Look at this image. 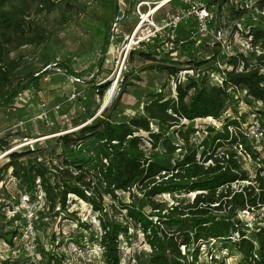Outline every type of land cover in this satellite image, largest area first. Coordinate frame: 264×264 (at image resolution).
I'll return each mask as SVG.
<instances>
[{"label":"trees","instance_id":"1","mask_svg":"<svg viewBox=\"0 0 264 264\" xmlns=\"http://www.w3.org/2000/svg\"><path fill=\"white\" fill-rule=\"evenodd\" d=\"M55 1L0 0V107L15 105L16 96L22 91L39 89L42 75L34 78L35 72L21 75L22 58L12 57L11 53L25 44L42 42L47 28L40 15L46 7L52 10ZM256 1L262 10L264 0ZM244 12L240 7L234 10L238 17ZM260 14L256 22H247L249 28L242 31L247 32L245 35L251 37L252 45L260 47L262 52L256 55L255 51H238L229 56L226 62L233 69L222 85L208 86L206 78L192 76L187 82H177L174 98H167L161 91L153 93L144 103L142 112L121 121L107 114L109 109L106 108L92 121L56 138L61 149L57 163L52 161L48 165L38 161L42 148L8 153L9 161L1 168L0 181L11 168V176L17 179L23 192L33 197L37 187L42 188L49 210L57 206L65 208L69 194L90 203L99 213L100 241L107 264H121L120 235L128 234L130 222L142 230L151 248L143 264H204L199 258L201 247L210 244V257L219 264H225L226 256L218 258L216 252L221 253L223 249L230 254L236 253L239 264H264V220L250 235L237 215L241 210L258 209L264 215V154L237 118L239 104L230 90L243 89L247 102H260L256 113L264 123V72H261L264 67V14ZM189 40L200 51L211 46L208 41ZM186 41L176 58L158 40L152 50L141 49L140 53L151 60L160 59L161 63L155 66L160 71L176 74L180 64H193L182 61L187 51ZM209 54L204 52L205 57ZM209 57L213 61L216 59V56ZM209 59L195 63L201 65ZM253 59L255 64L251 62ZM240 64L243 70L237 71ZM57 65L75 73L68 63ZM107 87V84H100L95 88L103 95ZM228 110L234 114L227 116L220 128L207 126L206 134H198L201 129L194 126L195 120L218 119ZM86 119L84 116L81 122ZM171 128H174L172 134L176 141L167 133ZM88 140L97 144L99 163L95 171L90 168V158L78 148L81 142ZM145 144L150 146V151ZM9 147L8 141L0 140V151ZM179 149L181 152L177 153ZM244 156L258 161L254 175L244 166ZM239 181L249 183L234 188L233 183ZM134 190L141 196L130 202L119 196V192ZM194 191L193 198L172 204L158 198L165 193ZM106 196L119 203V209L126 211L124 218L130 222L109 215L104 202ZM10 234L14 233L5 231L0 237L12 243ZM182 246L188 252H183ZM51 256L54 264H63L59 255Z\"/></svg>","mask_w":264,"mask_h":264},{"label":"rangeland","instance_id":"2","mask_svg":"<svg viewBox=\"0 0 264 264\" xmlns=\"http://www.w3.org/2000/svg\"><path fill=\"white\" fill-rule=\"evenodd\" d=\"M160 1L80 0L70 3L57 0L52 10L46 7L41 12L40 19L44 28H47L42 42L25 44L11 55L22 58L19 69L21 75L29 72L37 74L48 69L42 73L39 89L27 90L16 99L15 105L0 107V140L10 143L9 149L0 151V176L3 175L2 166L9 161L7 154L12 151L42 148L38 161L48 165L52 161L57 163L60 161L58 154L61 149L56 143V138L77 130L96 116H100L106 108L109 109L107 114L113 119L125 120L142 112L144 103L153 93L161 91L167 98H174L178 81L187 82L194 76L198 79L206 78L208 86L222 85L228 77V72L233 69L232 65L226 62L229 56L238 51H255L256 55L262 52L260 47L252 45L251 37L245 35L247 32L239 30L237 24L243 20L241 27L245 28L247 22H256L260 13L264 14V8L261 10L255 0H217L209 5L213 14L210 26L212 32L201 37L200 42L211 43V35L221 32L226 44H212L200 51L190 42V24L186 23L187 35H182V38L189 41H186L187 53L183 54L182 61L193 64H180L179 71L172 75L160 71L155 67L161 63L160 59H148L141 55L142 48L130 45L132 38L141 39L145 34L152 32V21L157 23L167 12L174 11L183 2L170 0L155 13L143 18V15L148 14ZM237 7L246 11L241 17L234 14ZM154 44L156 41L144 50H152ZM181 52L182 49L178 54ZM204 52H211L216 59L213 61L212 57H209L210 54L205 57ZM208 58L211 59L201 65L195 63ZM62 62L68 63L69 68L78 73L81 81L74 80L67 71L58 67L57 64ZM251 62L255 64L256 60ZM236 70H243L242 64L238 65ZM261 72H264V67ZM100 84L108 85L103 95L95 88ZM230 90L239 104L237 118L246 130L252 113L257 112L261 103L255 100L247 102L243 89ZM56 105L59 107L56 108ZM91 112H94L93 116L89 115ZM233 114L228 110L218 119L199 118L194 121V126L201 129L198 134H206L207 126L220 128L227 116ZM84 116L87 119L82 123ZM79 121L81 124L75 125ZM172 130L174 128L167 130V133L176 141ZM255 144L264 154V141ZM145 146L150 151V146ZM96 147L97 144L89 140L78 145L82 154L90 158L92 171L96 170L99 163ZM180 152L179 149L177 153ZM30 160L36 162L35 158ZM243 164L252 175L255 166H259L258 161L249 156L243 157ZM11 174L10 168L8 174L0 181V234L5 231L14 234L9 235H12V243L0 237V264L4 261H8V264H54L51 261V255L54 253L63 258V264H107L100 241L102 228L99 213L90 203L69 194L65 208L57 206L54 210H49L44 192L38 186L36 193L31 197L35 203V212L29 219L23 213L26 208L20 206L19 198L24 192ZM247 183L249 181H239L233 183V187L239 188ZM195 193L196 191L186 194L165 193L158 198L172 204L177 200L191 199ZM119 196L130 202L141 194L134 190L131 193L119 192ZM104 202L107 204L109 215L130 222L124 218L126 211L119 209V203L115 199L106 196ZM262 213L260 209L241 210L237 215L251 235L253 228L263 222ZM129 226L128 234L120 235L121 264H143V259L151 252V248L145 241L142 230L132 222ZM32 244L34 252L30 251ZM73 244L76 250L72 249ZM210 245L201 247L200 261L204 264H219L210 257ZM182 250L188 252L184 246ZM216 253L218 258L226 256L225 264H239V256L236 253L230 254L226 249Z\"/></svg>","mask_w":264,"mask_h":264},{"label":"built area","instance_id":"3","mask_svg":"<svg viewBox=\"0 0 264 264\" xmlns=\"http://www.w3.org/2000/svg\"><path fill=\"white\" fill-rule=\"evenodd\" d=\"M210 1L212 0H183L179 6L174 11L167 12L166 15L157 23L151 22L153 25L152 32H149L143 36V38H138L133 40L130 45L135 48L144 49L148 44H151L158 40L162 43L163 48L170 52V54L176 58L179 54V50L187 39L181 38L178 34L180 25L183 23L190 24L189 39H193L196 42H200V38L210 34L211 31V21L213 18L212 11L210 9ZM254 1V0H248ZM256 1V0H255ZM149 14V13H148ZM243 20L238 22L239 30L248 29L249 26H243ZM134 35L136 34L137 27L135 28ZM211 45L217 44L218 46H223L226 44L224 36L221 32H217L211 35ZM225 73V72H224ZM76 81H81L80 77L72 76ZM25 92L22 91L16 96L21 97ZM59 106L56 105V108ZM246 134L253 141V143H262L264 141V123L259 115L255 112L252 113V118L249 122V127L246 129ZM257 145V144H255ZM20 206L26 208L23 213L29 219L34 215L35 203L31 199V196L27 193H21L20 195ZM73 250H76V246L73 244ZM35 248L32 244L30 246V251L34 252Z\"/></svg>","mask_w":264,"mask_h":264},{"label":"bare ground","instance_id":"4","mask_svg":"<svg viewBox=\"0 0 264 264\" xmlns=\"http://www.w3.org/2000/svg\"><path fill=\"white\" fill-rule=\"evenodd\" d=\"M170 0H161L155 7H152L149 14H144L143 18H147L148 16H150L152 13H155L160 7H162L163 5L167 4ZM140 17V16H139ZM141 29V27H140ZM112 98V96H111ZM141 108V107H140ZM45 138V137H44Z\"/></svg>","mask_w":264,"mask_h":264},{"label":"crops","instance_id":"5","mask_svg":"<svg viewBox=\"0 0 264 264\" xmlns=\"http://www.w3.org/2000/svg\"><path fill=\"white\" fill-rule=\"evenodd\" d=\"M185 26L187 27V25H186V23H183L182 25H181V27H180V31H178V34H179V36L182 38V35H187L186 33H187V31H186V28H185Z\"/></svg>","mask_w":264,"mask_h":264},{"label":"water","instance_id":"6","mask_svg":"<svg viewBox=\"0 0 264 264\" xmlns=\"http://www.w3.org/2000/svg\"><path fill=\"white\" fill-rule=\"evenodd\" d=\"M47 69H48V68H46V69H44L43 71H41V72L35 74V75L33 76V78H34V77H39V76H41L42 73H44ZM67 73L70 74L71 76H76L75 74H73V73H71V72H67Z\"/></svg>","mask_w":264,"mask_h":264}]
</instances>
